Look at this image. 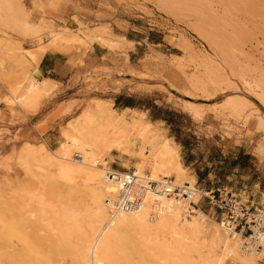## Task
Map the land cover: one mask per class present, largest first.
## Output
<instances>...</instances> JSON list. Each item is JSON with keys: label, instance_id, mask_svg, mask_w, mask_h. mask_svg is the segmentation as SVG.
I'll use <instances>...</instances> for the list:
<instances>
[{"label": "rangeland", "instance_id": "374dc122", "mask_svg": "<svg viewBox=\"0 0 264 264\" xmlns=\"http://www.w3.org/2000/svg\"><path fill=\"white\" fill-rule=\"evenodd\" d=\"M25 13L32 23L47 19L49 28L27 34L23 25L15 23ZM99 29L106 39L86 38ZM56 31L80 42H54V47L40 50ZM93 46L99 56L91 54ZM102 46L101 55L98 47ZM51 49L69 54L77 63L70 92L60 95L53 89L33 109L7 102L11 88L32 75L33 64ZM263 88L264 0H0V264H18L14 202L25 201L21 205L28 211L34 208L32 201V206H26L27 194L23 199L16 190H46L49 194L42 206L51 205L48 210L66 209L73 200L81 205L89 202L94 184L83 185L80 174H65L52 154L66 136L75 133V127L85 124L87 111H95L96 99H104L126 124H133L129 125L133 136L139 126L152 124L149 145L167 142V151L175 150L186 170L180 176L174 171L167 179L182 185L189 182L203 191L230 190L244 201L249 200L248 191L260 188L259 183L264 191V103L259 98L264 101ZM120 93L132 94L139 106L126 112L116 108L114 99ZM58 102L61 119L52 142L32 137L33 129L44 124L37 119ZM91 129L98 136L99 126L93 124ZM26 142L35 149L43 146L36 161L29 157L31 167L19 159ZM141 142L137 140L134 151ZM119 149L107 156V166L134 171L135 155ZM50 154L54 161H43ZM198 193L193 200L197 205L191 202L190 206L207 215V229L200 235L207 242L201 239L199 246L205 248L198 247L199 253H205L211 243L210 228L221 220L218 209ZM81 212V231L90 232V218ZM25 231L29 232L26 240L39 250L33 232ZM262 248L257 250L260 257L249 264H264ZM138 253L139 249L133 255ZM225 264L246 263L227 259Z\"/></svg>", "mask_w": 264, "mask_h": 264}, {"label": "bare ground", "instance_id": "6f19581e", "mask_svg": "<svg viewBox=\"0 0 264 264\" xmlns=\"http://www.w3.org/2000/svg\"><path fill=\"white\" fill-rule=\"evenodd\" d=\"M28 16L25 13L23 20L15 22L16 25L18 23L23 25L27 34L35 35L34 33H40L41 29L49 28L47 19L41 18L39 23H32ZM97 31L86 34V38L96 41L106 39L105 31L100 29ZM63 41L73 44L80 42L79 39L70 38L62 31H56L52 34L49 44L40 45L38 48L44 50L54 47V42ZM24 52L28 57L35 59L30 50ZM77 60L78 57H75V61ZM40 90L37 77L29 75L11 88L7 102L33 109L41 98ZM239 98L243 99L242 96ZM259 98L264 103L261 97ZM94 106L95 111H87L85 124L75 127V133L66 136L67 140L62 147L51 153L55 162L61 161L65 174H80L84 180L83 185L94 184L91 191L88 190L91 192L90 200L84 201L82 205L79 201L73 200L68 207L65 205L66 209L48 210L51 205L46 209L42 206L48 198L49 193L46 190L33 187L16 190L14 193H18L23 199V196L29 195L30 202L26 199L27 195L25 196L27 207L34 203V208L28 211L23 205L25 201H20L19 204L14 202L18 264H119L121 261L126 264H225L227 259L249 264L260 257L257 245L252 244V237L230 230L219 221L210 228L211 243L206 249L207 252L199 253L198 250H201L199 248H205L203 242L202 247L199 243L203 239L200 235L207 229V215L200 208L191 209L190 204L195 202L193 200L197 194L192 184L185 182L188 185L185 186L167 179L174 171L179 176L186 173L175 150L167 151L166 146L169 145L167 142L163 144L154 142L155 144L149 145L152 124L139 126L137 135L133 136L132 133L129 134V130L130 126H135L131 123L126 124L124 116L116 114L114 109L111 110L104 99H96ZM128 110L133 111L132 108H123V112ZM93 124L99 126L98 136L91 129ZM104 130L108 131V135ZM138 139L142 142L138 145L139 149L136 147L137 151H134L133 147ZM34 147V144L29 142L24 144L23 155L19 158L22 164L27 165L31 158L34 161L39 158L43 146L38 145L36 149ZM114 148L135 155L133 176L127 171L121 172L107 166V156H112ZM98 149L101 150L100 153H97ZM73 152L80 159H75L72 156ZM51 154L43 157V161L47 163L54 161ZM41 164L40 166H43ZM146 170L149 174L144 172ZM71 190L74 192L76 189ZM69 192L71 191L67 193ZM173 193L176 196L170 197ZM68 195L71 196V193ZM16 198L14 200H17ZM124 200L139 201L135 206H130L125 205ZM112 203L118 206L114 212H111ZM81 211L90 218V232L86 229L84 231L87 233L81 231L84 225V221H80V216L83 218L80 215L83 214ZM27 228L33 232L32 236L35 237L39 250L35 249L28 239L26 240L29 233L27 232L29 229L25 231ZM126 228L131 229V233H123ZM261 235L258 245L260 244L259 248L263 247L264 252V232ZM29 237L30 241L35 242L31 236ZM205 241L204 243L207 242ZM137 249L141 254L134 256ZM164 251L167 253L160 255ZM195 251L198 254H195Z\"/></svg>", "mask_w": 264, "mask_h": 264}, {"label": "crops", "instance_id": "0c3cea01", "mask_svg": "<svg viewBox=\"0 0 264 264\" xmlns=\"http://www.w3.org/2000/svg\"><path fill=\"white\" fill-rule=\"evenodd\" d=\"M96 50V46H93L91 54H96ZM102 50H105V47H98V51L101 55L103 54ZM76 66L77 63L73 61V57H71L69 54L52 49L44 52L39 61L33 64L32 72V74L37 77V81L39 82L41 89L40 94H42L41 97L49 95L53 91V89L58 90V94L60 95L69 93V88L72 86L70 82L75 74L74 72L76 70ZM121 94L126 95L130 98H122L119 104L127 102L128 104H131L133 106H120L116 108L136 109L137 106H139L138 101H136L135 97L130 93H120L119 95H117L114 99L115 106L116 99ZM60 104L61 102H58L57 104L53 105L50 110H46L45 112H43V115H41V117L37 119V121L41 119L42 122H44L42 128L35 129V125L32 123L34 128V132H32L31 135L32 137L41 136L43 140L52 142V139L55 135V128L57 127V122L59 119H61V112L58 111V106ZM259 185L260 188H255L253 191H248V201L253 205H264V191L262 190V185L260 183Z\"/></svg>", "mask_w": 264, "mask_h": 264}, {"label": "built area", "instance_id": "2783aa9c", "mask_svg": "<svg viewBox=\"0 0 264 264\" xmlns=\"http://www.w3.org/2000/svg\"><path fill=\"white\" fill-rule=\"evenodd\" d=\"M133 176V172H129ZM113 176H115L113 174ZM154 184V183H151ZM177 190L179 188L176 187ZM200 198H204L216 207L219 212L221 222L230 230L238 231L252 237V244L258 245L262 233L264 232V205H253L244 201L236 193L226 189H207L205 191L196 188ZM199 189V190H198ZM188 197V194L185 195ZM139 200H124L125 205L135 206ZM123 203V205H124ZM193 204L197 205L195 202ZM118 209L116 203L111 204V212Z\"/></svg>", "mask_w": 264, "mask_h": 264}, {"label": "trees", "instance_id": "16d2710c", "mask_svg": "<svg viewBox=\"0 0 264 264\" xmlns=\"http://www.w3.org/2000/svg\"><path fill=\"white\" fill-rule=\"evenodd\" d=\"M122 98L124 99V98H130V97L121 94V95H120L119 97H117V99H116V107H120V106H123V107H125V106H133V105H131V104H128L127 102H124V103H120V104H119V102H120V100H121ZM138 105H139V103H138ZM160 118L164 119L163 117H160ZM236 163L238 164L237 161H236Z\"/></svg>", "mask_w": 264, "mask_h": 264}]
</instances>
